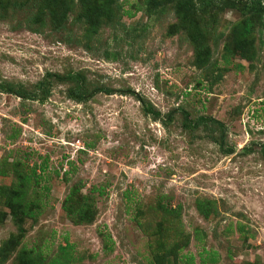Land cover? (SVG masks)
Returning a JSON list of instances; mask_svg holds the SVG:
<instances>
[{
    "label": "rangeland",
    "instance_id": "374dc122",
    "mask_svg": "<svg viewBox=\"0 0 264 264\" xmlns=\"http://www.w3.org/2000/svg\"><path fill=\"white\" fill-rule=\"evenodd\" d=\"M147 2L129 18L120 0L95 28L99 0L70 1L60 26L48 0H0L1 86L82 73L114 91L84 103L70 83L52 82L45 103L0 91V264H49L67 241L71 264H178L179 250L201 264L197 230L218 264H264V24L248 0L185 19ZM83 198L90 222L65 208Z\"/></svg>",
    "mask_w": 264,
    "mask_h": 264
},
{
    "label": "trees",
    "instance_id": "16d2710c",
    "mask_svg": "<svg viewBox=\"0 0 264 264\" xmlns=\"http://www.w3.org/2000/svg\"><path fill=\"white\" fill-rule=\"evenodd\" d=\"M50 1V4L55 7H60V13L56 17L57 18V24L58 26L63 25L67 20L69 13L71 12L72 4L70 1L74 0H48ZM83 3L88 0H80ZM100 3L98 5H95L92 7V14L94 16L93 19V25L95 28H97L102 19L104 17L111 18L113 15L112 7H114L118 1L120 0H99ZM142 0H123V2L126 5H129L131 8L127 12V15L129 18H134L136 12H141L145 9V7L140 3ZM148 1L147 4L150 6L149 9H164V7L168 6L169 4H177L176 10L178 15L182 16L181 18H191L192 16H196L198 14V6L199 3L208 6L210 5L208 1H212L215 3L217 0H145ZM177 1V2H176ZM249 1V8L256 17V22L258 24L263 23L264 24V0H248ZM254 21H251L249 18L246 21V25L244 27L245 32L252 33L254 31ZM52 82H58L59 84H74V86H71L68 90V97L76 101L78 103H84L91 98H93L95 95L104 93L107 95L114 94V91H110L106 88H96L91 90L87 85V80L85 76L82 73H71L68 75H61V74H53L48 73L45 78L39 83L38 90L39 92H27L25 89H17L15 90L11 85H0V91L5 94L15 95L23 100H30V101H39L41 103H45L48 98L51 96V89H52ZM135 96V93H132ZM143 104V109L146 112L147 115H153L155 119H160L161 114L159 112L154 111L153 109L149 108L145 101L143 99L139 100ZM185 117L187 122L189 123V127L193 128L194 130H198L202 124L207 123H213L217 124L222 134L225 135L226 127L224 124H222L219 121H216L215 119L210 118H201L195 122H192L190 120L189 115L185 112ZM219 145L223 152L225 153H232L233 150L231 148H226L224 144V136H222L221 141L219 142ZM254 152L253 149L247 148L244 149L242 152L243 154L249 155L250 153ZM261 153L264 156V144L261 149ZM74 193V191L71 193V195ZM75 194V193H74ZM91 203V202H90ZM88 202L84 203L83 200L76 201L74 205L67 206L68 213L75 214V218H79L81 220L85 221H92L91 216V205ZM202 211V210H201ZM203 212V211H202ZM201 234V235H200ZM195 241L198 242L199 247H201V251H199L200 256V262L201 264H218L220 262V256L217 252L209 251L206 248L204 237L201 233V231H195L194 235ZM51 248H48V251ZM46 252V251H45ZM60 253L57 256H54L52 260L49 262V264H71L74 259L73 254V245H71L68 241L66 242V245L63 247H60ZM47 253V252H46ZM177 256L175 257V261L178 262V264H195V257L191 256L190 254L187 255H181V251H177ZM175 253V254H176ZM170 257V254L167 253L164 257H156L155 261L151 264H162L165 261L168 260Z\"/></svg>",
    "mask_w": 264,
    "mask_h": 264
}]
</instances>
